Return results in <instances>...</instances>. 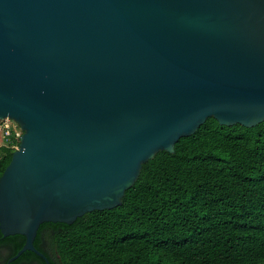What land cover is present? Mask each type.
Segmentation results:
<instances>
[{"label":"water","instance_id":"95a60500","mask_svg":"<svg viewBox=\"0 0 264 264\" xmlns=\"http://www.w3.org/2000/svg\"><path fill=\"white\" fill-rule=\"evenodd\" d=\"M264 121V0H0V232L122 202L142 165L208 118Z\"/></svg>","mask_w":264,"mask_h":264},{"label":"trees","instance_id":"16d2710c","mask_svg":"<svg viewBox=\"0 0 264 264\" xmlns=\"http://www.w3.org/2000/svg\"><path fill=\"white\" fill-rule=\"evenodd\" d=\"M13 151L0 145V175ZM24 241L0 232L4 264ZM34 246L50 264H264V121L208 118L145 162L120 205L44 222ZM33 262L46 264L30 251L10 264Z\"/></svg>","mask_w":264,"mask_h":264},{"label":"built area","instance_id":"2783aa9c","mask_svg":"<svg viewBox=\"0 0 264 264\" xmlns=\"http://www.w3.org/2000/svg\"><path fill=\"white\" fill-rule=\"evenodd\" d=\"M22 131L18 124L9 118L0 120V143L1 145L13 148L18 147Z\"/></svg>","mask_w":264,"mask_h":264},{"label":"rangeland","instance_id":"374dc122","mask_svg":"<svg viewBox=\"0 0 264 264\" xmlns=\"http://www.w3.org/2000/svg\"><path fill=\"white\" fill-rule=\"evenodd\" d=\"M6 254H7L6 249H0V263L3 261V258L5 257Z\"/></svg>","mask_w":264,"mask_h":264},{"label":"flooded vegetation","instance_id":"af4514ba","mask_svg":"<svg viewBox=\"0 0 264 264\" xmlns=\"http://www.w3.org/2000/svg\"><path fill=\"white\" fill-rule=\"evenodd\" d=\"M5 249V248H4ZM0 264H4V262L2 261ZM32 264H37L36 262H33Z\"/></svg>","mask_w":264,"mask_h":264}]
</instances>
